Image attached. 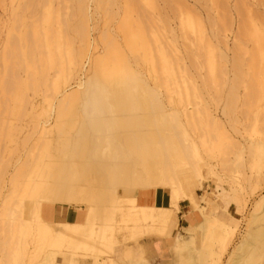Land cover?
I'll use <instances>...</instances> for the list:
<instances>
[{
  "label": "bare ground",
  "instance_id": "bare-ground-1",
  "mask_svg": "<svg viewBox=\"0 0 264 264\" xmlns=\"http://www.w3.org/2000/svg\"><path fill=\"white\" fill-rule=\"evenodd\" d=\"M10 1L11 5L15 2L17 5L11 6L12 17L3 23L7 34L0 51V112H3L1 106L6 101H12L13 106H10L13 108L8 111L7 107V113L9 116L10 113L14 114L22 121L30 104L28 92H31L39 97V102H35L29 113L34 132L37 131L38 135L37 139L33 136L35 140L29 151L26 147L33 161H30L31 158L21 161L11 170V178L7 177V182L4 180L13 155L7 157L6 149H3L5 146L1 143L4 147L0 148V181L11 184L12 200H7L8 195L7 198L5 196L4 208L0 212V234L3 235L0 239H4L0 240V264H86L88 257L94 260L93 264H126L130 256L129 253L125 254L128 250L123 254L124 257L126 255L125 262L117 263L114 256L118 238L110 231L107 234L106 227L100 224H108L117 212L124 222L122 224L133 222L134 228L126 224L125 228L135 229L139 237L166 239L170 259L162 260L164 263L194 264L195 242L189 234L192 230L184 228L183 232L172 234V230L179 227L174 220L173 207L179 211L178 202L182 199L188 200L201 214L200 221L192 222L194 230H202L209 244L220 241V254H225L232 245L236 229L223 220V215V218H219L212 211L207 212V208L201 206L193 196H187L181 186V178L194 174L202 183L203 167H207L220 182L225 181L207 162L206 155L214 157L215 154L223 170L234 168L242 177L246 176L247 168L258 170L261 166L264 143L252 141L245 152L244 147L239 146L226 132L223 122L211 108L221 100L219 89L225 83L227 88L222 113L235 115L230 119V124L236 128V132H240L239 114L246 120L242 123L245 131L258 132L264 128V108L260 106V103H264V22H254L252 17L258 16L253 7L247 5L246 0L245 3L238 0L242 8L234 7L237 15L247 21L239 19L241 22L237 25L232 47V69L227 71V67L220 62L226 57L221 51L222 46H215L212 38L228 48L225 33L233 31L232 23L228 21L233 16L229 11V0H203L222 11V15L217 12V16L207 17L210 31H207L203 17L189 7L186 0L167 1L174 19L179 20L176 29L167 25V30L165 25L163 29L160 28V21H153L154 27L152 20L150 23L147 19L143 20L152 14L155 17L167 16V11L163 12L164 8L162 10L155 0ZM0 3L4 5L7 2L0 0ZM37 5H41V12H37ZM26 11L32 12L30 22L26 20L28 17H24ZM99 19L104 22L101 28L107 21H115L114 26L106 25V29L93 34L99 27ZM168 29L173 40L175 35L183 40L185 64L175 41L167 38ZM126 52L131 56H127ZM144 62L150 65L146 75L149 74L147 79H152L153 86L133 66ZM229 73L232 76L226 78ZM242 84L243 93L240 91ZM210 88L215 89L216 96H211L208 92ZM161 89L166 96L164 99L160 96L163 94ZM174 95L177 96L176 100ZM82 98L86 99L82 108L90 109V115L108 114L106 121L104 119L98 123L95 120L101 117L96 115L91 125L97 131H107L105 133L108 134L97 138L96 149L99 153L96 152L101 159L96 157V152L94 156L101 162L96 168L93 167L94 171L92 164L88 166L94 173L91 171L93 178L89 187L58 184L60 180H72L81 173L77 164H62L56 160L58 155L54 157L51 154L52 143L57 142L55 149L59 153L75 146V141L62 139L61 129L57 141L47 137V134L53 131V122L62 121L60 118L63 114L72 111ZM60 127L63 132L64 126ZM114 127L119 128L118 131L124 129L123 133L118 136L109 134ZM66 132L64 134L68 135ZM29 137L26 135L23 140L26 146L30 142ZM83 142L80 146L82 150L87 145ZM91 155L94 159L93 153ZM230 155L234 157L233 162ZM65 156L67 158V154ZM88 167L84 170H88ZM259 171V174L263 172ZM21 176L27 178L20 188L17 177ZM156 190L162 193L158 205L142 203L144 197ZM217 190L219 194L216 196L229 207L230 192L223 186H217ZM248 202L251 203L247 197L236 199L238 214L247 211ZM70 207L84 212V220L76 223L62 221L66 209ZM55 208L60 218L47 222V218L53 219ZM251 209L252 214L245 217L249 221L248 226L259 224L246 231L235 244L233 251L229 252L227 264H250L251 258L255 257L250 250L258 240H263L262 246L259 248L255 245L254 252L264 248V196L254 200ZM219 210L215 209L214 213L219 214ZM259 210L262 212L257 215ZM141 222L148 224L143 226ZM212 228L216 229L215 232H212ZM209 240L214 242L210 243ZM203 241L200 245L205 244L206 241ZM209 246L213 249V245ZM209 254L216 256L215 253ZM195 261L197 263V259Z\"/></svg>",
  "mask_w": 264,
  "mask_h": 264
},
{
  "label": "rangeland",
  "instance_id": "rangeland-1",
  "mask_svg": "<svg viewBox=\"0 0 264 264\" xmlns=\"http://www.w3.org/2000/svg\"><path fill=\"white\" fill-rule=\"evenodd\" d=\"M4 1H6L7 3H4V5L3 4H1L0 3V51L2 50V46H3V42H4V40H5V36H6V28H5V25L3 24L5 21H7V19H8V21H9V19L12 17L11 16V10H12V8H11V6L13 5V6H15L16 7V5H17V3L15 2V3H13L12 5H11V1L10 0H4ZM155 1H157L156 2V4H158V5H160L159 7L162 9V8H164V10H163V12H165V11H167V16H162V17H159V16H154L153 14H152V16L151 15H148L147 17L148 18H144L143 20H146L147 22H148V20H149V22L148 23H150V20H152L151 21V25L154 23V22H156V21H160V23L162 24V27H160V28H162L163 29V27H164V25H165V29H166V27H167V25H168V27H172V28H177V25L179 24L178 22H179V20L178 21H176L178 18H175L174 19V17H173V13L171 12L172 10L170 9V7H169V5L168 4H166L167 3V1H169V0H155ZM171 1V0H170ZM186 1H188L187 2V5L189 6V7H191L192 9H194L195 10V12H197V13H199L203 18V21L205 22V26H206V28H207V31H210L211 30V27H210V24H209V21H208V19H207V17L208 16H210V17H215V15L217 16V14L219 13L220 15H222L220 12H222L220 9H218V8H216V6H209V4L207 3L206 4V2L205 1H203V0H201V1H198V0H186ZM244 1V0H243ZM203 2H204V5H203ZM246 4L248 5V4H250L249 6L250 7H253V11H254V13H255V15L256 16H258V18L257 17H252L253 18V20H254V22H256L257 24H261L262 22H264V19H263V13H264V0H246ZM166 4V6H165V4ZM237 3V4H236ZM244 3H245V1H244ZM241 4L240 2H238V0H229L228 1V6H229V8H231V9H229V11H230V14L232 13V15L233 16H230V17H232V18H230L229 17V19H228V21H230L229 23H232V27H233V31H226V33L225 34H227L226 35V44H227V46H228V48H225V46L223 45V44H220V43H218V41H216L215 40V38H212V43L215 45V46H218L219 45V47H221L222 49H221V51L225 54L224 56H226L225 58H227V59H225L224 58V60H222V59H220V62H221V65L222 66H225V67H227V71H231V69H232V66H231V61H232V56H233V41H234V37H235V34H236V30H237V25L241 22L239 19H241L242 21L245 19H243V17H240V16H238L237 15V11H236V9L234 8L236 5L240 8L241 6H243L242 4H241V6H239V5ZM246 5V6H247ZM7 6V7H6ZM12 6V7H13ZM38 6L39 5H37V12H41V5L39 6V8H38ZM167 6H168V8H167ZM205 7V8H204ZM215 7V8H214ZM210 8H213V9H211L210 10ZM242 8V7H241ZM218 9V10H217ZM6 10V11H5ZM148 10V9H147ZM150 10V9H149ZM148 10V11H149ZM208 10V11H207ZM213 10H214V12H213ZM217 10V11H216ZM150 11H152V10H150ZM206 11V12H205ZM27 12V11H26ZM25 12V18H27L28 17V19H26L27 21H31V15L30 14H32V12L31 11H28L27 13ZM31 12V13H30ZM218 12V13H217ZM152 13H153V11H152ZM170 13H172V14H170ZM207 14V15H206ZM261 14V15H260ZM2 16V17H1ZM9 17V18H8ZM167 17H169V19L167 18ZM150 18V19H149ZM162 18V19H161ZM247 18V17H246ZM251 18V19H252ZM255 18V19H254ZM154 19V20H153ZM158 19V20H157ZM164 19V20H163ZM175 21H174V20ZM101 22V24H100V22ZM146 21H144V22H146ZM154 21V22H153ZM166 21V22H165ZM172 23H170V22ZM244 21H247V20H244ZM243 21V22H244ZM102 22H103V20L101 19H99L98 20V26L99 27H97V29L95 30V31H93L92 33L94 34V33H96V31H99L100 29H106L107 28V26L108 27H113L114 25H112L113 23H115V21H111V22H109V21H107L105 24L107 25H104L103 27L104 28H101L102 27ZM146 22V23H147ZM153 22V23H152ZM165 22V23H164ZM174 22V23H173ZM10 23V22H9ZM158 23V22H157ZM157 23H156V26H157ZM164 23V24H163ZM167 23H169V24H167ZM103 24H104V22H103ZM234 24V25H233ZM4 25V26H3ZM112 25V26H111ZM158 25H160L159 23H158ZM4 28V29H2V27ZM153 26H154V24H153ZM161 26V25H160ZM155 27V26H154ZM159 27L157 26V29H158ZM160 28H159V31L161 32V30H160ZM167 30V29H166ZM216 27H214V31L216 32ZM158 31V30H157ZM162 32L164 33V30H162ZM169 32V33H168ZM168 32L166 31V33L168 34V36H167V38L168 39H171V40H173V38H172V34H171V32L169 31V29H168ZM177 33V32H176ZM211 33H209V35H210ZM223 34V33H222ZM96 35H97V33H96ZM164 36H165V34H164ZM165 36V37H166ZM175 37L176 38H174V40H173V42L175 43V44H177V45H175L176 46V48L178 49V51L180 52V56H182V59H183V62H184V64H185V60H186V54H185V52H183V50H184V46H182V44H183V40L182 39H180V37H178V35H175ZM177 39V40H176ZM165 40V39H164ZM178 42V43H177ZM181 44H180V43ZM180 46V47H179ZM179 47V48H178ZM226 49V50H225ZM1 53V52H0ZM129 53H127L126 52V55L127 56H131V55H128ZM219 58H220V56H219ZM219 60V59H218ZM182 62V63H183ZM145 64H143V63H139L138 64V66L137 65H135V64H133V66H134V68L135 69H138V71H140V74L142 75V77L143 76H145V77H143V78H145V81H147L148 82V84L149 85H154L153 84V81H152V79L149 77V79H147L148 78V75H146L147 73H148V71H150V65H146V62H144ZM147 63H149V62H147ZM150 64V63H149ZM220 64V63H219ZM226 64V65H225ZM144 65V66H143ZM147 66V67H146ZM143 67V68H142ZM244 68H247V67H244ZM140 69V70H139ZM146 70V71H145ZM142 72H143V74H142ZM22 75H24L23 73H22ZM228 76H232V74L231 73H229L227 76H226V78L228 77ZM147 79V80H146ZM224 81H225V77H224ZM246 81V80H245ZM151 82V83H150ZM244 84H246V83H244ZM244 84H242L241 86V89H240V91L243 93L244 91H243V85ZM226 88H227V85L224 83V84H222L221 86H220V89H219V91H221L219 94H220V96H221V100L219 101V103L217 104V105H211V108H212V110H214V112L218 115V117L221 119V121L223 122V125H224V129L226 130V132L230 135V136H232V138L234 139V141L235 142H238L239 143V146H241V147H244V151L246 152V147H248V145H250L251 144V142L252 143H254L255 141H257V142H263L264 143V128L261 130V131H258V132H248V131H245L244 130V127H243V125H242V123H244V122H246V120H245V118L242 116V115H238V117H239V119L241 120V124L240 125H238V129L240 130V132L239 133H237L236 132V128L235 127H233L231 124H230V119L231 118H233L235 115H224L223 113H222V107H223V104H224V96H225V90H226ZM162 90V89H161ZM163 91V90H162ZM208 92L211 94V96L213 97V96H216L215 94H216V91H215V89H209L208 90ZM28 94L30 95V104L27 106V110H26V114L22 117V121H20V120H18V118H16V116L14 115V114H12V113H10V116H9V113H7L8 111H10L9 109H11V108H13V107H11V106H13V105H11V104H13V102L12 101H6L1 107L3 108V110H2V108H1V111H3V112H0L1 114H0V121L2 122V123H0V145H1V149H2V146L4 145L5 146V148H3L6 152H5V155L7 156V157H9V156H15V157H10L11 159H10V166H9V168H8V170H9V173H7V175L5 176V182H7V177L9 178H11V175H10V173H12L11 172V170H13L15 167H17V166H19L20 164L19 163H22L21 161H24L26 158H28V159H30V161L32 160L33 161V159H32V157H30V155H28V153H27V150H28V148L30 147L31 148V146H32V144H33V141L35 140V138H33V136L35 135V137H36V139H37V131H35L34 132V125H33V122L31 121V116H29V113L31 112V110H32V106H34L35 105V102L37 101V103L39 102V97H36V96H34V95H32V93L31 92H28ZM161 97H163V99L166 97L165 96V94H164V91H163V94H161L160 95ZM174 97V99L176 100L177 98V96H173ZM85 101H86V99H84V98H82V99H80L78 102H77V106H74V108H73V110L72 111H68V112H66V114L67 115H65V114H63V116H62V118H60V120H62V121H59V122H53V125L55 126H57L56 127V130H54L55 128H54V126H52L51 128L53 129V131H51V133H48L47 134V137H50V138H54L56 141H57V136H58V132H59V130H60V132L62 133L60 136H61V138L62 139H67V138H70V139H72V140H74L75 141V146L74 145H72L73 147L71 148H68L67 150H64V152H60L59 151V153H61V154H59L58 153V151H56V147H57V142H51L52 143V152H51V154L52 155H54V157H56L57 155H58V157H56V160H58V162L59 163H62V164H64V163H66V164H69V163H75V164H77V167H78V170L80 171V173L81 174H79L80 176L78 177L77 175L75 176V177H72V180H60V181H58V184H63V185H71V186H87V187H89V185H90V183L92 182L91 181V179L93 178V171L95 170V168H96V165L98 164V163H100L101 162V160H99V159H101V158H99V156H98V153H99V151L96 149V142L98 141V137H101V136H103L102 134H104V135H108L107 133H105V132H107V131H103V132H100V131H97L95 128H94V125L93 126H91L92 124H94V120L97 118V117H101V118H99V119H96L95 120V123H96V121H97V123H98V121H102V120H104L105 119V121H106V119L108 118V114L106 113V112H104V113H98V114H104V115H97V114H91L90 115V109H88V110H84V108H82V105L85 103ZM84 102V103H83ZM10 103V104H9ZM263 104V105H262ZM11 105V106H10ZM10 106V107H9ZM260 106H261V109L262 108H264V103L262 102V103H260ZM8 107V108H7ZM75 107H76V110H74L75 109ZM6 108H7V110H6ZM75 111V112H74ZM70 112V114L68 115V113ZM72 112H74V114L72 115L71 113ZM2 113H3V115H2ZM105 113H106V115H105ZM109 113V112H108ZM14 115V116H13ZM96 115H97V117H96ZM2 116V117H1ZM78 116V117H77ZM88 117H90V118H88ZM66 119V120H65ZM68 119V120H67ZM170 119V118H169ZM7 120V123L5 122ZM70 120V121H69ZM90 121V122H89ZM8 124V125H6V127H7V131L5 130L6 129V127L4 126L5 124ZM9 122V123H8ZM16 122H18V123H16ZM20 122H21V124H20ZM31 122V123H30ZM84 122V123H83ZM26 124V125H24V124ZM59 123V124H58ZM261 123H263V120H262V122ZM1 124H3L2 126H1ZM66 124V125H65ZM90 124V125H89ZM15 125V126H14ZM19 125V126H18ZM22 125H24V126H22ZM58 125H60V126H64V130H63V132H62V127H58ZM83 125V126H82ZM29 126V127H28ZM20 127V128H19ZM66 127V128H65ZM82 127V128H81ZM85 127H86V129H85ZM89 127V128H88ZM15 128L17 129L18 128V130H15ZM22 128V129H21ZM50 128V129H51ZM80 128L82 129V130H80ZM84 128V129H83ZM91 128V129H90ZM21 129V130H20ZM79 129V130H78ZM118 130H119V128H117ZM117 129H115V127L111 130V133H109V134H112L113 136H118V135H120V134H122L123 133V130H120V131H118ZM120 129H122V128H120ZM17 131V132H15V131ZM84 130V131H83ZM92 130V131H91ZM114 130H116V131H114ZM4 131V132H3ZM67 131V132H66ZM83 131V132H82ZM14 132V133H13ZM68 133V135H65L64 133ZM110 132V131H109ZM115 132V133H114ZM5 135H4V134ZM70 133V134H69ZM37 134V135H36ZM57 134V135H56ZM97 134V135H96ZM3 135L5 136V137H7V135H8V138L7 139H5V137H3ZM31 136V137H29L28 139H30L29 141V143H27L28 145L26 146L24 143H23V140H24V138H25V136ZM9 137L12 139V142L10 141L11 139H9ZM14 137V138H13ZM4 138V139H3ZM80 139H83V140H80ZM85 139V140H84ZM4 141V143H3V141ZM96 140V141H95ZM84 141V142H83ZM81 142H83V143H85L86 142V147L82 150L81 148L82 147H80L81 146ZM89 142V143H88ZM3 145H2V144ZM31 143V144H30ZM93 143V144H92ZM256 143V142H255ZM23 144H24V146L25 147H23L22 148V146H23ZM30 145V146H29ZM92 145H95L93 148H94V150H92ZM258 145H260V144H258ZM261 145H263V144H261ZM3 146V147H4ZM7 147V148H6ZM19 147V148H18ZM26 147H27V150H26ZM74 147H77V148H74ZM263 147V146H262ZM261 146H260V148H262ZM74 148V149H73ZM264 148V147H263ZM25 149V150H24ZM3 150V151H4ZM96 150H97V152H96ZM29 151V150H28ZM51 151V150H50ZM91 151H93V152H91ZM68 152V153H67ZM95 152H96V154H97V156H96V154H95ZM71 153V154H70ZM93 153V156H94V154H95V156L97 157V158H99V159H95L96 157L94 156V159L92 158V154ZM25 154H26V156H25ZM57 154V155H56ZM67 154V158H66V156L64 157V155H66ZM262 154H263V160H262V162H264V149L262 150ZM28 156V157H27ZM61 156L63 157V158H61ZM212 155H210V156H207L206 155V160H207V162L210 164V165H212L214 168H215V170L217 171V172H219L220 174H221V178L222 179H224L225 181H223V182H220V179L216 176V175H214L213 173H212V171H210L209 170V168H207V167H203V176H204V180L202 181V183L200 182V180H199V178L198 177H196L194 174H189V175H186V177H185V175L181 178V186H182V188L184 189V191H185V194L187 195V196H193L194 198H195V200L201 205V206H205L206 208H207V212L208 211H212V214H214V215H217V216H219V218H221L222 217V212H223V210L225 209V208H227L228 210H224L225 212L223 213V216L225 217V218H223V220L224 221H226V222H228L229 224H230V226H232V227H234L235 229H236V235H235V237H234V239H233V242H232V245L229 247V249H228V251L225 253V254H220V252H221V242L220 241H212V240H209L210 241V243H213V244H209L207 241H206V237H205V234L203 233V231L202 230H200V229H195L194 230V227H193V224H192V227H190V230H192V232H190L189 234L192 236V237H194L193 239H194V245H193V248H194V251H193V258L196 260L197 259V263H196V261L193 259V261H194V264H211L212 262H213V264H227L228 263V260H229V256H230V254H229V252L231 253L232 251H233V249H234V247H235V244L236 243H238L241 239H242V237H243V235L246 233V231H248L249 229H254V228H256L255 226L257 225L258 226V224L259 223H257L256 225L254 224V225H249L248 226V222H247V220L248 219H246L245 217H248V215L249 214H252V202H254V200H256V199H258V198H260L261 196H264V163H262L261 162V166H260V168H263L262 170H263V172L261 173V169H260V171H259V169L257 170L256 168H252L251 170H249V168H247L246 169V176L245 177H242L241 175H239V173H237L236 172V170H234V168L232 169L231 167H230V171H225V170H223L222 169V166L220 165V161H218V158L216 157V155L214 154L213 156L214 157H211ZM20 158V159H19ZM58 158V159H57ZM65 158H66V160H69L68 158H70V159H72V160H69V161H66L65 160ZM83 158V159H82ZM230 160H232V162H233V160H234V157H233V155H230ZM42 159L43 160H45L46 158L44 157H42ZM75 159V160H74ZM122 159V158H121ZM121 159H119L120 161H122ZM63 160H65V161H63ZM106 161H110V160H107V159H105ZM31 161V162H32ZM123 162V161H122ZM231 162V163H232ZM16 163H17V165H16ZM88 163V164H87ZM92 164V165H91ZM15 165V166H14ZM91 165V168H92V170H91V168L90 167H88V166H90ZM87 167H88V170H84V169H87ZM93 167H95V168H93ZM28 169V168H27ZM90 169V170H89ZM254 169V170H253ZM253 170V171H252ZM259 171L261 174H259V173H257V171ZM28 171V170H27ZM26 171V172H27ZM90 171V172H89ZM91 171H92V173H91ZM252 171V172H251ZM9 174V175H8ZM14 174V173H13ZM25 176V175H24ZM24 176H21L20 178H18L17 177V183H18V186L21 188L22 187V184L24 183V182H26V178L27 177H24ZM36 177V176H35ZM76 177H77V179H76ZM196 177V178H195ZM247 177H250V178H247ZM19 179L21 180V181H19ZM25 181H24V180ZM76 179V180H75ZM248 179V180H247ZM74 180V181H73ZM3 181V182H4ZM198 181V182H197ZM2 182V183H3ZM191 182V183H190ZM1 183V181H0V193H1V191H2V193H1V196H0V212L3 210V204H4V202H3V198L6 196V198H7V195H8V198H7V200L8 199H10V200H12V196L10 195L11 194V191H12V189H11V184H9V183H3L2 184ZM96 185H98V184H96ZM103 185V184H102ZM3 186H5V188L3 187ZM9 186V187H8ZM217 186H223L224 188H226L229 192H230V194H231V196H230V206L229 207H227L226 205H225V203L223 202V200L220 198V197H217L216 195H218L219 194V191L217 190ZM230 186V187H229ZM9 188V189H8ZM235 191V192H234ZM218 192V193H217ZM216 197H215V196ZM243 197L244 198H246L247 197V199L249 200V201H251V203H249L248 202V209H247V211H245V213L243 212L242 213V215H240V214H238L237 213V207H238V205H237V203H236V199L237 198H240V199H243ZM203 201H202V200ZM188 200H180L179 202H178V206H179V208H180V210L178 211L175 207H173V210H175V217H174V220H176L177 222H178V224H180V217H179V214H183L184 212H186V211H188V210H190V212H189V216H191V215H193V219H194V221H200L201 220V214L200 213H198L195 209H194V207L191 205V203L190 202H187ZM205 202L206 203V205L205 204H203L202 202ZM238 201V200H237ZM181 207H182V212H181ZM218 210V209H220L219 210V214L218 213H214L215 211L214 210ZM178 211V212H177ZM250 211V212H249ZM181 212V213H180ZM261 212H262V210H259L258 212H256L257 213V215H260L261 214ZM114 219L113 220H111V221H109V223L108 224H106L107 222H101L100 224H102L104 227H106V233L108 232V231H110V233H113L117 238H118V243L117 244H115V248H124V249H126V248H128L129 246L130 247H132V249L134 250V252H135V255L134 256H136V255H138L139 254V252H138V249H139V247H140V243H144L146 240L147 241H151V240H149V239H147V238H145V237H139L138 235H136V233H135V229H133V230H129V228H128V230L125 228L126 227V225H128L131 229L132 228H134V224H133V222H129V224H127V223H125V224H122V223H124V222H122V218H121V216H120V214L117 212V213H115V215H114V217H113ZM121 218V219H120ZM46 221L47 222H54V220L53 219H49V218H47L46 219ZM131 223V224H130ZM141 225H143V226H145L146 224H148L147 222L145 223H140ZM180 227H178L177 229L175 228V229H173L172 230V234L173 235H175L178 231L179 232H183V229L184 228H189L188 226L189 225H186L185 223H183L182 225H179ZM111 228V229H110ZM112 228H113V231H112ZM124 228L126 229V230H124ZM135 230V231H134ZM212 230H214V231H212V232H215V228H212ZM120 231V232H119ZM128 231H129V233L131 232V234H129L128 233ZM133 231H134V233H133ZM194 231H196V232H194ZM202 232V233H201ZM133 233V234H132ZM137 233H138V231H137ZM192 233V234H191ZM108 234V233H107ZM129 234V237L127 236ZM200 234H203L204 235V237L202 236L201 237V235ZM134 235V236H133ZM2 236V237H1ZM139 237V238H137V237ZM0 237L1 238H3V235L2 234H0ZM127 237V238H126ZM134 237V238H133ZM135 237L137 238V239H135ZM201 237V238H200ZM128 238H133V239H131L132 240V242H134L133 240L135 239L136 241L134 242V243H130V241L129 240H127ZM145 238V239H144ZM141 239V240H140ZM160 240H164V238L162 237V238H159ZM201 239H203V240H201ZM1 241L2 240H4V239H0ZM123 240H127L126 242H128V243H126V242H123ZM166 240V239H165ZM200 240V241H199ZM207 240H208V238H207ZM201 241H203V243L205 242V244H206V246H203V245H205V244H203V245H200L201 244ZM262 241L263 240H258V241H256L255 242V244H254V249L256 248V247H259L260 248V246H262V245H260L261 243H262ZM259 243V244H258ZM126 244V245H125ZM258 244V245H257ZM209 245H213V246H211L213 249H211L210 248V246ZM255 245H256V247H255ZM194 246H196V247H194ZM199 246H201V247H203V248H201V247H199ZM251 247V248H252ZM174 248H175V246H174ZM173 248V249H174ZM199 248L201 249V250H199ZM252 248V249H253ZM250 250V251H252V253H253V255L255 256V257H252L251 258V262H250V264H264V248L262 249V251L261 250H257L258 252H254V249L253 250ZM211 250H213V251H211ZM199 251V252H198ZM211 252V254H213V253H215V255L216 256H214V255H210L209 253ZM198 253H199V255H198ZM255 253V254H254ZM197 254V255H196ZM259 254V255H258ZM196 255V256H195ZM213 256L214 258L213 259H211V257L210 256ZM252 255V256H253ZM258 255V256H257ZM144 257H146V258H149V257H152L153 259H154V261L156 262V258L154 257V255L152 254V253H150V252H146V253H144V255H143ZM199 258H198V257ZM260 256V257H259ZM104 257V256H103ZM197 257V258H196ZM210 257V258H209ZM216 257V258H215ZM119 258H121V259H124V256L121 254V255H119ZM168 259H170V256L168 255ZM257 259H258V262H257ZM260 259V260H259ZM88 260L89 261H91L92 262V264H93V262H94V260L92 259V258H89L88 257V259L85 261V263H87L88 262ZM199 260V261H198ZM253 261H255V262H253ZM160 262V261H159ZM257 262V263H256Z\"/></svg>",
  "mask_w": 264,
  "mask_h": 264
},
{
  "label": "crops",
  "instance_id": "crops-1",
  "mask_svg": "<svg viewBox=\"0 0 264 264\" xmlns=\"http://www.w3.org/2000/svg\"><path fill=\"white\" fill-rule=\"evenodd\" d=\"M161 197H162V193L160 191L156 190V191L151 192L148 196L144 197L142 203L150 204V205H158ZM66 210L67 211H65L63 217L61 218L62 221L70 222V220H71L72 223H76L77 221L81 222L84 220L83 219L84 218V216H83L84 212H82L79 208L70 207V209L68 208ZM181 212H182V207H181ZM189 212H190V210L184 212L183 214H179V217H180V224L179 225H182L183 223H185L186 225H189L188 227L190 229V227H192V222H194V219H193V215H191V216L188 215ZM224 212L225 211L223 210L221 215H223ZM59 218L60 217L58 216V209L55 208L53 219H54V221H57ZM126 249L128 250V252H126L127 251ZM126 249L119 248V247L115 248L114 258L116 259L117 263L119 261H121L122 263L125 262L126 255H127V253H129V255H130L129 260L126 262V264H167V263H164L162 261V260H167L168 255H169L168 254V243L166 240L152 239L151 241L146 240L144 243H140V247L138 249L139 254L136 256H134L135 252L132 249V247L129 246ZM175 249L176 248H174L173 250H175ZM146 252L152 253L154 255V257L156 258V262L154 261V259L152 257H149V258L144 257L143 255ZM124 253L126 254L124 257L125 259L119 258V255H121V254L123 255ZM86 264H92V262L88 261Z\"/></svg>",
  "mask_w": 264,
  "mask_h": 264
}]
</instances>
